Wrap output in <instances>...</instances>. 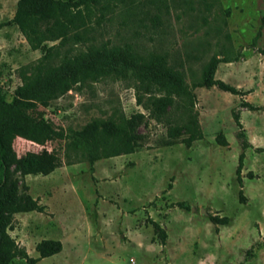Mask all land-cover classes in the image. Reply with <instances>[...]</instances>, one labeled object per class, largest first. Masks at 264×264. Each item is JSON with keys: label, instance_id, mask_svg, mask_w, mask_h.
I'll return each instance as SVG.
<instances>
[{"label": "rangeland", "instance_id": "obj_1", "mask_svg": "<svg viewBox=\"0 0 264 264\" xmlns=\"http://www.w3.org/2000/svg\"><path fill=\"white\" fill-rule=\"evenodd\" d=\"M17 1L0 0V88L7 99L21 83L20 71L43 55L29 49L16 26H2ZM138 2L133 14L122 6L92 9L95 42L130 48L144 59L161 55L182 71L188 86L215 56L224 62L214 78L245 95L192 90L202 138L189 148L176 130L182 123L179 111L158 109L155 99L161 94L140 86L129 71L37 108L64 134L93 120L140 114L137 147L130 155L65 165L64 140L41 147L15 139L17 158L45 149L55 152L61 166L46 176L21 177L10 169L19 199L29 196L44 210L14 215L7 235L36 264H264V152L255 151L264 149V0ZM233 113L251 146L244 152L240 185L234 174L241 149ZM218 133L225 147L215 143ZM210 217L227 222L215 225ZM42 240L58 241L61 251L39 258L35 245ZM12 264L25 262L16 258Z\"/></svg>", "mask_w": 264, "mask_h": 264}, {"label": "trees", "instance_id": "obj_2", "mask_svg": "<svg viewBox=\"0 0 264 264\" xmlns=\"http://www.w3.org/2000/svg\"><path fill=\"white\" fill-rule=\"evenodd\" d=\"M139 0H18L12 18L2 26L14 25L31 51L42 50L43 55L29 68L19 73L18 85L9 99L0 88V264H12L20 259L25 264H36L25 250L7 235L12 229L13 216L29 212L42 213L44 208L29 196L22 200L17 196V181L10 179L14 167L21 177L46 176L61 166L53 151L42 149L39 153H26L17 158L12 143L15 139L28 141L43 147L52 140H64V164L73 165L130 155L137 147L135 128L142 115L134 114L116 121L93 120L78 131L64 134L53 129L38 114L37 108L68 91L79 89L84 84L96 82L109 76H121L131 72L135 81L145 89L154 87L161 95L155 99L160 110L174 107L179 111L182 123L177 127L186 137L182 144L189 148L202 135L192 113L196 88L211 89L243 96L245 93L214 78L217 66L224 60L212 56L202 67L199 80L188 86L182 71L167 64L161 55L150 54L147 59L138 57L130 48L119 49L95 42L90 26L92 9L108 10L122 6L131 14L138 9ZM152 19L158 20V16ZM46 43H56L45 46ZM260 53L264 56V50ZM241 105L251 109L245 102ZM232 119L238 129L241 152L237 157L235 179L241 184L240 172L245 151L251 146L245 139L238 115ZM170 137H173L170 134ZM215 143L225 147L227 142L221 133ZM264 152V149H255ZM184 209L187 207L182 206ZM215 225H225L226 218L210 217ZM159 230L157 224L152 223ZM161 235V239H163ZM39 258L51 257L61 251L58 241L42 240L35 245Z\"/></svg>", "mask_w": 264, "mask_h": 264}, {"label": "water", "instance_id": "obj_3", "mask_svg": "<svg viewBox=\"0 0 264 264\" xmlns=\"http://www.w3.org/2000/svg\"><path fill=\"white\" fill-rule=\"evenodd\" d=\"M192 211V210H191Z\"/></svg>", "mask_w": 264, "mask_h": 264}]
</instances>
